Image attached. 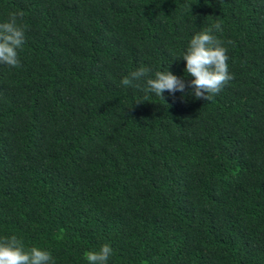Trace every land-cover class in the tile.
Wrapping results in <instances>:
<instances>
[{"label": "trees", "instance_id": "trees-1", "mask_svg": "<svg viewBox=\"0 0 264 264\" xmlns=\"http://www.w3.org/2000/svg\"><path fill=\"white\" fill-rule=\"evenodd\" d=\"M12 13L0 238L54 264L104 244L108 264H264V0H0V23ZM216 23L233 78L206 101L179 57ZM140 67L184 92L121 84Z\"/></svg>", "mask_w": 264, "mask_h": 264}, {"label": "clouds", "instance_id": "clouds-1", "mask_svg": "<svg viewBox=\"0 0 264 264\" xmlns=\"http://www.w3.org/2000/svg\"><path fill=\"white\" fill-rule=\"evenodd\" d=\"M22 16V13L20 14ZM213 30L222 31L221 24L197 32L191 38L187 49L179 58L186 62L185 72L193 79L188 86L196 98L209 101L218 94L232 78L228 68V56L222 41L212 35ZM25 43V29L17 23V14H10L6 22L0 23V63L10 67H19L18 50ZM151 68L140 67L121 80L124 86L133 85L134 81L146 79V91L163 98L165 90L169 93L184 92L185 80L171 71L157 70L154 77ZM139 87V85H136ZM143 102V101H141ZM140 103V102H137ZM112 249L108 244L99 250L86 251L84 256L88 264H108ZM0 264H54L50 252L38 247L26 249L23 242L15 235L0 238Z\"/></svg>", "mask_w": 264, "mask_h": 264}]
</instances>
